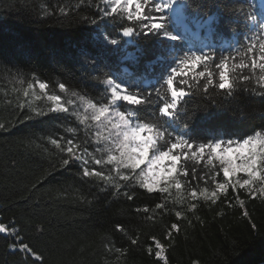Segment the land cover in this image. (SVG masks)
<instances>
[{
	"label": "trees",
	"instance_id": "trees-1",
	"mask_svg": "<svg viewBox=\"0 0 264 264\" xmlns=\"http://www.w3.org/2000/svg\"><path fill=\"white\" fill-rule=\"evenodd\" d=\"M181 1L185 5L182 8L185 21L192 31L199 30L200 38H188L184 34L186 38L166 41L167 44L178 45L183 51L189 47L192 51H211L214 63L221 55L229 56L230 69L234 63H250L253 53L247 51L249 38L258 39L264 34L259 28L264 16L258 0ZM104 6L103 0H0V124L6 126L0 129V224L9 230L21 229L27 242L58 264H150L155 258L146 249L154 247L152 237L165 242L168 232L172 234L171 245L165 244L169 264H192L194 260H199V264L263 263L264 194L249 196L243 189L234 193L229 185L228 192L221 194L215 204L203 196H187L193 189L200 193L226 182L218 160L205 167L206 158L203 162L194 159L185 162L182 156L177 175L184 185L180 189L182 198L158 190L147 193L146 189L139 188L135 174L124 170L133 177L136 193V198L129 201L123 193L132 189L123 187L128 182L119 179L113 165L104 162L91 167L110 175L111 182L95 177L83 182L80 161L68 166L60 163L62 156L67 158L69 139L77 151H94L96 146L91 127L70 106L66 112L49 111L53 108L50 102H38L40 106L30 107L21 104L9 86L12 80L45 82L46 91L64 101L73 100L76 104L91 101L100 106L97 101L108 94L104 81L127 79L123 75L127 68L133 73L132 78L146 85L153 97L156 89L166 92L163 81L156 82L162 71L161 64L146 67L159 51V41L126 43L135 38H121L122 31L116 28V21L98 11ZM164 15L169 18L166 12ZM253 15L255 21L250 19ZM167 26L173 29L171 22ZM175 28L182 33L178 25ZM109 36L120 39L119 45L108 44L105 37ZM254 55L258 60V43ZM214 63L210 92L218 82ZM186 72L187 92L195 91L193 84L202 86L206 82L203 77L193 80L191 69ZM240 74L249 75L251 82L231 111L218 108L215 102L204 105L209 98L201 89V94L195 97L201 108L185 130L190 135L188 139L204 142L196 137H202L209 130L225 134L246 131L248 124L242 123L246 116L254 112L259 117L264 112L261 107L264 96L260 94L264 88L257 82L259 69L230 72V79ZM59 83L65 84L66 92L60 91ZM196 106V103L189 105ZM154 110L149 108L150 112ZM37 112L44 114L37 115ZM259 122L258 119L250 121ZM52 138L60 140L64 153L50 143ZM185 167L190 173L187 178L183 176ZM193 169L203 179L193 181ZM117 184L121 185L119 189ZM239 199L245 200L244 208L239 206ZM156 204L165 207L158 209ZM192 204L197 205L196 209H191ZM145 206L148 212L143 211ZM137 208L139 212L135 211ZM177 211L181 212L179 218L175 215ZM244 211L250 213L249 217L243 216ZM172 223L178 224L179 231L171 229ZM117 224H122L125 231L117 232ZM39 228L45 230L43 235L39 234ZM130 238L136 239L137 244H131ZM11 243L10 235L0 233V264H26L20 253L9 250ZM116 248L121 251L116 252ZM27 264H32L30 259Z\"/></svg>",
	"mask_w": 264,
	"mask_h": 264
},
{
	"label": "snow or ice",
	"instance_id": "snow-or-ice-1",
	"mask_svg": "<svg viewBox=\"0 0 264 264\" xmlns=\"http://www.w3.org/2000/svg\"><path fill=\"white\" fill-rule=\"evenodd\" d=\"M104 7L98 11L104 16L111 17L116 21V28L122 31V37H133L134 40L126 41V43H141L145 40L155 39L160 43V49L155 52L154 59L146 64V67L151 68L155 64H161L162 71L156 77V82L167 86L166 92L161 93L156 89V95L146 90V85L140 81L133 79V73H130L127 68L123 70V75L127 79H121L117 82L116 79H106L104 83L107 85V95L101 96L97 103L88 101V106L94 109L92 119L102 122L108 121L114 130L110 135L113 136L112 143L117 154H109L107 156V164L113 165L117 176L121 181L128 182L124 184V188H131L132 191H125L123 195L127 200L132 201L136 198L135 188L133 186V177L125 174L121 169L135 174V181L140 189H146L147 193H153L158 190L162 193H167L169 187H175L179 191L184 185L177 179L178 164L182 160V156L186 161L197 160L203 162L206 158L205 167L213 165L215 161H219L222 166L223 176L227 179V183H218L217 191L207 194L205 189V198L210 199L213 204L221 194H226L229 185L236 193L237 189L246 190L249 196H254L257 192L264 194V187L253 189L254 184L264 185V112L259 117L251 112L246 116L242 123H247L246 131H235L231 134H225L219 130L207 131L202 137H196V140L204 141L194 143L188 139L190 135L185 131L189 128L197 111L201 108V104L195 100L197 95L202 94L208 96V100L204 101V105L215 102L218 108L226 111H231L233 105H236L242 91L247 90L250 86L251 77L247 74L233 76L230 79V72L239 73L240 70L251 68L259 69L260 75L257 77V82L264 88V34L257 38H249L250 46L247 48L248 53H253L250 63L241 61L239 64H233L229 68V56L221 55L218 62L214 63L215 56L211 51L204 52L203 49L192 51L191 47L187 51L174 44H167L166 41H178L186 38L175 28V16L180 9L185 5H177L174 9L173 5L177 0H103ZM83 7V5H81ZM169 10L168 19L165 17V10ZM61 11H63L61 9ZM117 17L119 18L117 20ZM88 17H85L87 19ZM255 21L256 17H250ZM131 22V26L127 23ZM173 24V29L170 30L168 23ZM259 28L264 32V23L259 24ZM118 35V34H117ZM192 36L198 33H190ZM161 37L164 39L161 40ZM105 40L110 45H119L120 39L105 37ZM259 44V58L254 55L255 45ZM210 47V46H207ZM182 55H178L181 53ZM130 56L132 54H129ZM218 71V82L213 91H209V86L214 83V74L211 70L213 67ZM197 68H203L201 71H195ZM191 69L194 72L193 80H198L203 77L205 83L201 86L193 84L195 91L187 92L185 89L189 83L186 79V70ZM166 73V76H165ZM99 79V77H95ZM248 82V83H241ZM175 82V84H174ZM38 86L41 91L48 88L45 82H39ZM29 88L33 85L29 84ZM61 92H66L64 83H59ZM130 89H135L134 91ZM224 90V91H217ZM170 93V98L169 94ZM27 94V92H25ZM264 96V92L260 93ZM73 96L77 93H72ZM187 97V99H185ZM47 99L53 102V105H60L61 97L58 95H47ZM81 99H83L81 97ZM118 102H123L119 103ZM68 103H72L71 100ZM196 103V108L189 107L190 104ZM134 106V107H129ZM158 110L149 111V108ZM255 107V105H253ZM264 107V104H261ZM125 108L126 110H121ZM49 111L66 112L63 107H54ZM37 115L44 114L37 112ZM115 117V122L112 121ZM150 119H146L149 118ZM167 118V119H165ZM253 119H258L259 123H250ZM6 126L0 124V129ZM259 129V130H258ZM71 131V129H69ZM222 137H228L227 139ZM62 139V138H61ZM106 139H108L106 137ZM50 143L54 145L61 153L65 152L59 139L52 138ZM69 147L66 149L67 158L61 157L60 163L63 166H68L76 161L82 163L81 179L87 182L89 177L111 182L113 179L110 175H105L102 171H90L87 167L88 160H83L81 156L75 155L74 149L71 146L73 141H67ZM166 149V150H164ZM99 150V149H97ZM173 150L181 154L174 153ZM111 152L112 149H109ZM87 152V149H85ZM152 155L149 157V153ZM91 156V153H88ZM95 165H102V159L94 158ZM165 161L168 163L165 164ZM146 164V170L141 168V165ZM15 167V164H13ZM140 169L136 174L135 170ZM211 170V169H210ZM243 173L247 178L236 179L235 183H231V179L238 174ZM190 173L187 167L184 168L183 176L189 177ZM193 181L203 179L198 177L195 169L191 173ZM117 189L121 185H116ZM191 195L195 197L197 192L192 190ZM239 206L244 208L245 200H238ZM165 205L156 204V208L163 209ZM191 209H196L197 205L192 204ZM135 211L139 212L137 208ZM144 212H148L147 206L143 208ZM176 217L181 216V212L175 213ZM250 213L243 212L244 217H249ZM199 220V217H196ZM255 227V225H252ZM171 229L179 231L177 223L171 224ZM117 232H124V226L117 224L115 226ZM44 229L39 228L40 235L44 234ZM0 233L12 237V243L8 245L12 253H20L27 260H31L32 264H58L56 261L48 260V257L43 251H40L30 242H27L21 229L13 227L11 230L6 229L0 224ZM38 238V237H37ZM131 239V238H130ZM172 234L168 232L165 237V242H162L156 237H152L154 247L149 246L146 252L149 256L154 257L150 264H169V259L165 255V244L171 245ZM131 244H137L136 239H131ZM120 248H116V252H120ZM192 264H199V260H194Z\"/></svg>",
	"mask_w": 264,
	"mask_h": 264
},
{
	"label": "rangeland",
	"instance_id": "rangeland-1",
	"mask_svg": "<svg viewBox=\"0 0 264 264\" xmlns=\"http://www.w3.org/2000/svg\"><path fill=\"white\" fill-rule=\"evenodd\" d=\"M260 6L264 7V0H259ZM177 5H182L180 0H177V3L173 5V8L175 9L177 7ZM167 13H169V10H165ZM178 18L177 15L175 16V21L177 22ZM10 83V87L13 89V91L15 93H17V95L19 96V99L21 101V104L30 106V107H38L40 106V104H38V102H42V103H48L50 102L53 105L52 101H49L47 99V95H52L50 93H48L46 91V89L44 91H41L39 89L38 86V82L37 83H25L22 80H12L9 82ZM32 84L33 87L29 88L28 85ZM25 92H27V94H25ZM72 103H68V101H64L63 99L60 100V105H53L54 107H63L65 109H70L74 110L79 116L80 118L85 121V123L87 125H89L92 129V131L94 132V141L96 143V146L94 148V151H87L85 152L80 151V150H76L75 146L73 145V149L74 151H77L78 156H81L83 160H88V165L87 167L89 168L90 171H97L94 168H91L92 166H95L94 164V158L97 159H102L105 163H107V156L109 154H117L118 152L115 151L114 145L112 143V139L113 136L110 135V133H112L114 130H112V125L111 123H109L106 120H103L102 118V122H98L94 119H92V116L94 115V109L90 108L88 106V102H81L80 104H76L73 100H71ZM68 103V104H66ZM119 103V102H118ZM99 107V106H97ZM113 122H115V117L111 118ZM106 137L108 139H106ZM99 149V150H97ZM109 149H112V151L110 152ZM166 150V149H164ZM91 153V156L88 154ZM152 155V153H149V157ZM81 162V161H80ZM168 162L165 161V164H167ZM99 166V165H97ZM141 168L146 170V164L141 165ZM138 173L140 171V169H137ZM121 171H123L125 173V171L123 169H121ZM225 178V177H224ZM247 178L243 173L238 174L236 177H233L231 179V183H235L236 179H245ZM226 179V178H225ZM227 179L226 182L227 183ZM261 187H264V185L261 184H254L253 185V189H259ZM213 191H217V188H215L214 190H207V194H210ZM246 191V190H245ZM170 194H173L176 198H182V192L181 190L177 191L175 187H169V191ZM203 196L205 197V190H202L200 193H197V196ZM255 195H262L261 193L257 192ZM189 198H195L191 195V192L189 193ZM259 264H264L263 263H259Z\"/></svg>",
	"mask_w": 264,
	"mask_h": 264
},
{
	"label": "water",
	"instance_id": "water-1",
	"mask_svg": "<svg viewBox=\"0 0 264 264\" xmlns=\"http://www.w3.org/2000/svg\"><path fill=\"white\" fill-rule=\"evenodd\" d=\"M180 16H182V14L180 13Z\"/></svg>",
	"mask_w": 264,
	"mask_h": 264
}]
</instances>
